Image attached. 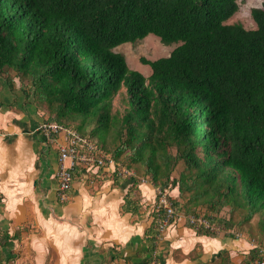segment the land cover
<instances>
[{
  "label": "trees",
  "instance_id": "1",
  "mask_svg": "<svg viewBox=\"0 0 264 264\" xmlns=\"http://www.w3.org/2000/svg\"><path fill=\"white\" fill-rule=\"evenodd\" d=\"M238 9L239 0H0V91L19 88L44 121L91 138L155 187H178L177 212L201 211L229 229L248 224L263 244L264 2L252 9L254 29L226 23ZM150 34L180 44L142 58L152 70L145 76L114 48ZM123 88L124 107L115 108ZM7 105L18 108V99ZM130 179L133 193L140 180ZM132 193L128 212L139 207ZM17 238L0 230V264Z\"/></svg>",
  "mask_w": 264,
  "mask_h": 264
},
{
  "label": "crops",
  "instance_id": "2",
  "mask_svg": "<svg viewBox=\"0 0 264 264\" xmlns=\"http://www.w3.org/2000/svg\"><path fill=\"white\" fill-rule=\"evenodd\" d=\"M16 92L8 86L0 91V132H4L0 133V230L18 235L9 262L150 263L149 241L157 231L155 185L140 177L138 191L132 193V175L121 173V167L130 171L134 167L123 160L93 168L80 165L68 200L61 201L56 172L60 146L69 138L63 132L49 139L38 129L47 117L35 105H24L21 90ZM15 98L19 110L13 114L7 104ZM131 193L139 204L135 212L124 210ZM168 194L180 198L178 187ZM186 214L178 210L175 222L158 242L155 264H227V258L230 264L243 263L251 248L246 236L199 233Z\"/></svg>",
  "mask_w": 264,
  "mask_h": 264
},
{
  "label": "built area",
  "instance_id": "3",
  "mask_svg": "<svg viewBox=\"0 0 264 264\" xmlns=\"http://www.w3.org/2000/svg\"><path fill=\"white\" fill-rule=\"evenodd\" d=\"M38 129L43 132L49 139H55V134L65 132L69 138L66 144L60 146L59 152V167L56 172L57 178V193L61 201H67L69 198L68 191L72 186L74 179V170L77 166L83 165L87 168L94 166H104L107 163L114 164L115 161L111 155L103 151L92 139L80 134L75 129L59 122L43 121ZM123 173L135 175L134 171H130L124 166L121 167ZM142 182L146 178H142ZM157 212V244L164 238L169 227L175 222L178 212L170 199L167 190L158 188V200L155 205ZM187 220L195 225L202 226L214 232L226 231L229 233V228L222 224L210 221L204 214L188 213ZM242 234L237 232L236 237H241ZM251 250H254L252 264H264V244L252 240ZM158 255V247L152 253V260L149 264L156 263Z\"/></svg>",
  "mask_w": 264,
  "mask_h": 264
},
{
  "label": "rangeland",
  "instance_id": "4",
  "mask_svg": "<svg viewBox=\"0 0 264 264\" xmlns=\"http://www.w3.org/2000/svg\"><path fill=\"white\" fill-rule=\"evenodd\" d=\"M263 2H264V0H239L238 11L230 19H228L226 21V23L240 22L248 29L256 28L257 24H256V22L252 16V9L257 8V7H262ZM179 44L180 43L165 44L161 41L159 36H157L155 34H150L147 37H145L141 40H138L136 42L123 43L120 46L114 48V50L116 52L122 53L125 56L128 65L132 69H135V70L142 72L143 74H145V76H149L152 72L151 67L149 65L142 63L141 59L147 58L150 60H155V59H158L160 57L168 56L171 54L173 49L176 48ZM16 86H20V82H18V85L16 84ZM125 92H126L125 88H123L120 91V93L115 96V99H114V107L115 108H121V107L123 108L124 107V105L122 106L121 100H122V96L125 94ZM10 110H12V112L14 114V113H17V110H19V109L11 108ZM0 133H4V132H0ZM88 134L93 138L97 137L95 135V132H93L90 129L88 130ZM133 171L135 173V175H133V176H137L138 178H140V177L146 178L145 176H143L142 172H137L135 168H133ZM121 173H123L122 170H121ZM142 178H141V180H142ZM146 181H147V178H146ZM158 188L159 187H156L157 194H158ZM136 189L137 190H135V191H138V186L136 187ZM168 190H170V189H168ZM168 190H167V192H168ZM222 214H223L222 216H227L226 214H228V213H225L223 211ZM251 222H252L251 228H253V226H255L258 222V215L254 216ZM217 224H220V223H217ZM249 228H250V225L246 224L243 229H240V227H236L234 229H229V231L232 230L235 233L239 232L242 234L241 237H237V238H242V237L246 236L249 239L250 245H251L252 240H255L256 242H258V237L254 233L251 234L250 232L246 231V229H249ZM253 231L255 232L254 229H253ZM219 235H226V231L219 232ZM250 250H251V248H250ZM8 264H15V259L12 260L11 262H9Z\"/></svg>",
  "mask_w": 264,
  "mask_h": 264
}]
</instances>
